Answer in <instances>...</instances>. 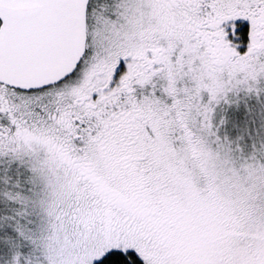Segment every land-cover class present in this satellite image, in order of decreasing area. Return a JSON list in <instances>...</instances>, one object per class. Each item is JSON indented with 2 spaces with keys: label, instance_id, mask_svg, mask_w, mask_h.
<instances>
[{
  "label": "snow or ice",
  "instance_id": "6c2138e0",
  "mask_svg": "<svg viewBox=\"0 0 264 264\" xmlns=\"http://www.w3.org/2000/svg\"><path fill=\"white\" fill-rule=\"evenodd\" d=\"M0 264H264V0H0Z\"/></svg>",
  "mask_w": 264,
  "mask_h": 264
}]
</instances>
